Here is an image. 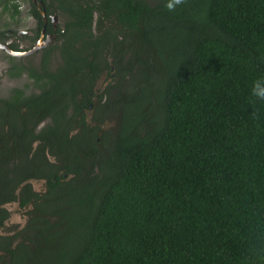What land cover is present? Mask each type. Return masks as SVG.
<instances>
[{"label": "trees", "instance_id": "1", "mask_svg": "<svg viewBox=\"0 0 264 264\" xmlns=\"http://www.w3.org/2000/svg\"><path fill=\"white\" fill-rule=\"evenodd\" d=\"M41 1L66 20L55 69L7 54L37 91L0 97V264H264V0Z\"/></svg>", "mask_w": 264, "mask_h": 264}, {"label": "rangeland", "instance_id": "2", "mask_svg": "<svg viewBox=\"0 0 264 264\" xmlns=\"http://www.w3.org/2000/svg\"><path fill=\"white\" fill-rule=\"evenodd\" d=\"M15 2L19 5L20 14L15 17H10V14H0V29L5 27V25L10 27L12 32L9 34V41L18 44L22 48L30 50L35 45L36 41L38 42L39 38L38 37L35 41L33 40L35 39V29L37 26V21L32 15L29 14V9L31 6L30 0H15ZM56 14L54 15L57 16L58 20H54L55 24H57L58 27H63L64 22L66 20V16H64L60 12H57ZM93 25L95 29V22ZM13 32H16V34H14ZM43 39L47 40V37ZM55 44L56 40L54 39L50 44H48L44 48H40L39 50H37L36 53L26 55L25 59L22 60V62L26 65H29L31 62L32 66L38 67L43 57L48 56V60H50V68L55 69L59 62V55L56 50L52 52L50 50H47L44 51L43 54V50L45 48L52 47ZM13 62L16 63L18 62V60H11L7 56V52L3 49H0V97L9 96L10 93H12V90L17 87L23 88L24 90H26V93L37 91V88L34 84V80L30 78L27 72L19 76L11 75L10 70ZM99 79L97 80L96 87L97 94L103 91L112 83L110 79V81L107 80L106 74H102ZM91 106L93 107V105ZM92 107L87 110V113H90V117L92 116ZM42 125L43 124H41V126ZM33 183L35 189L38 190L43 188V183L41 181H33ZM7 206L11 214L6 222V227L0 228V233L14 234L16 231H18L19 228H22L25 225L27 215L24 214L25 210L21 209L17 202L9 203Z\"/></svg>", "mask_w": 264, "mask_h": 264}, {"label": "clouds", "instance_id": "3", "mask_svg": "<svg viewBox=\"0 0 264 264\" xmlns=\"http://www.w3.org/2000/svg\"><path fill=\"white\" fill-rule=\"evenodd\" d=\"M187 0H164V8L174 13L178 7L186 4ZM251 96L255 98L253 103L256 101H264V77L257 78L253 81L251 87Z\"/></svg>", "mask_w": 264, "mask_h": 264}, {"label": "water", "instance_id": "4", "mask_svg": "<svg viewBox=\"0 0 264 264\" xmlns=\"http://www.w3.org/2000/svg\"><path fill=\"white\" fill-rule=\"evenodd\" d=\"M32 1L39 8V10H40L42 16L44 17L45 22H46L44 3L41 0H32ZM53 18H54V20H57V16L56 15H53ZM43 31H44V29H43ZM54 39H55V35L54 34H48L47 35V40H44V41L41 40L33 48H31L30 50L25 51V52L12 51L7 43H2V42H0V48L7 50V52L12 54V55H25V54L34 53L37 50H39L40 48H44L45 46L50 44ZM87 115L89 116V119H91L90 113H87Z\"/></svg>", "mask_w": 264, "mask_h": 264}, {"label": "flooded vegetation", "instance_id": "5", "mask_svg": "<svg viewBox=\"0 0 264 264\" xmlns=\"http://www.w3.org/2000/svg\"><path fill=\"white\" fill-rule=\"evenodd\" d=\"M39 9V8H38ZM42 15V14H41ZM57 15V14H56ZM49 16H50V19H49ZM43 17V16H42ZM45 17H46V22H45V19H44V17H43V20H44V26H43V28H42V31H41V34H40V37L38 38V42H40L41 40L42 41H44V39L43 38H45V37H47V35L48 34H54L55 35V40L57 39V34H56V32H53V33H51V32H46V25L48 24V22H49V20H51L52 21V23H53V29L54 30H56L57 28H58V25L57 24H55V21H54V18H53V15L51 14V15H46V11H45ZM57 20H58V18H57ZM43 29H44V31H43ZM37 41H36V43H35V45L38 43ZM5 43H7L8 45H9V43H10V41H9V39L5 42ZM34 45V46H35ZM33 46V47H34ZM10 47V46H9ZM21 47V46H20ZM32 47V48H33ZM22 48V47H21ZM0 49H2V48H0ZM11 49V48H10ZM3 50H5V49H3ZM12 50V49H11ZM6 52H7V50H5ZM12 51H15V50H12ZM25 51H28V49L27 50H24V51H15V52H25ZM34 53H36V52H34ZM7 54L8 55H12V54H10V53H8L7 52ZM26 55H29V54H25V55H12V56H16V57H21V58H23V60L25 59V56ZM100 80V79H99ZM96 87H97V85H96ZM97 91V90H96ZM86 113H87V110H86Z\"/></svg>", "mask_w": 264, "mask_h": 264}]
</instances>
